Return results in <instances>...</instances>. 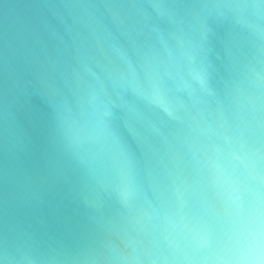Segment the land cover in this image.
<instances>
[{"label":"water","instance_id":"water-1","mask_svg":"<svg viewBox=\"0 0 264 264\" xmlns=\"http://www.w3.org/2000/svg\"><path fill=\"white\" fill-rule=\"evenodd\" d=\"M0 264H264V0H0Z\"/></svg>","mask_w":264,"mask_h":264}]
</instances>
